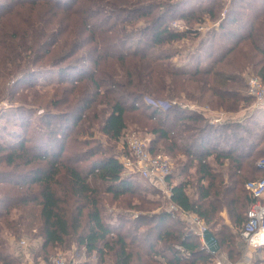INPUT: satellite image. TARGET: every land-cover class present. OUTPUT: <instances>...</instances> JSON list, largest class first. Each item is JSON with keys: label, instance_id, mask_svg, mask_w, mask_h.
Wrapping results in <instances>:
<instances>
[{"label": "trees", "instance_id": "obj_1", "mask_svg": "<svg viewBox=\"0 0 264 264\" xmlns=\"http://www.w3.org/2000/svg\"><path fill=\"white\" fill-rule=\"evenodd\" d=\"M207 20L215 25L202 35ZM186 38H199V49L179 66L166 46ZM44 69L57 74L51 94L41 93ZM251 75L264 81V0L0 1V94L16 100L0 112V264L19 261L11 246L27 234L40 241L35 257L75 242L89 256L81 264H216L181 212L196 214L228 259L240 256L238 235L254 201L244 184L262 174V140L243 120L212 123L199 108L163 110L146 98H206L212 110L235 112L254 99ZM36 112L40 124L30 133ZM131 122L152 135L151 153L163 146L187 157L181 180L166 177L165 196L120 160L131 155ZM136 174L148 184L137 203L144 211L113 221L105 203L137 196ZM224 208L239 232L215 229Z\"/></svg>", "mask_w": 264, "mask_h": 264}, {"label": "rangeland", "instance_id": "obj_2", "mask_svg": "<svg viewBox=\"0 0 264 264\" xmlns=\"http://www.w3.org/2000/svg\"><path fill=\"white\" fill-rule=\"evenodd\" d=\"M190 1L198 3V1L200 0H190ZM205 1H207V3H210L212 0H205ZM213 25H215V22H211L207 20L205 22V28L202 32V35H205L208 29H210ZM166 47L170 51L176 54L173 57L174 63H176L179 66L182 64H191L195 58V57H192L191 54L199 49V38H186L184 40L177 41L173 44H169ZM200 55H201L200 65H204L210 60L208 56L205 54V52L203 51V49H202V54H199V56ZM56 76L57 74L53 72V70L51 71V69H44L40 71L39 81H41V83H43L44 85L41 87V93L51 94V80L55 78ZM5 84L6 83L4 82V80L0 79V88L2 90ZM191 90L195 91L194 86H191ZM195 92L197 93V91ZM2 95H4V93L0 94V112L2 109L10 108L11 105H14L16 103L15 102L16 100L9 101L7 95L5 97H1ZM175 100L182 105H189V106L192 105L196 108L204 110L205 112L207 111V115L209 116L219 117L218 122H220V119L225 120V119H229L230 117L233 118L234 120L235 119L243 120L254 131V135H253L254 139L262 140L260 145L262 146L264 145V136H263L264 135V108H263L264 104L257 103L255 99L253 100L250 99L249 103L242 102L240 104L241 106L239 107L238 111H235V112L228 113L225 111L223 112L221 110L220 111L218 110L222 114H219V113L211 114L210 110L212 106L210 103H207L205 101L206 98H203L200 102L199 101L198 102L197 101H187L185 100L184 97L176 98ZM36 114L37 112L33 113V121L31 122L30 133L32 132L31 129L33 126H36L38 123L40 124ZM132 115H136V114L131 113L129 114V117ZM0 121L3 122V119L1 117H0ZM129 121H131L130 118L128 122ZM46 122L47 121L44 120L45 124ZM10 124L12 127H15L13 123H10ZM130 124L128 127L129 132L135 131L143 138H146V139L151 138L152 135L149 132H147V130H140L139 128L132 126L133 125L132 122ZM149 124L152 126V123L149 122ZM98 137L102 139L104 143L106 144L108 143L110 145H114L115 143L113 140H108L105 136H101V134H98ZM158 147H160L158 149L159 153L160 152L165 153L170 158V161L172 163L171 169H172V174L174 175V181L181 180L183 176L180 175V171H181L180 163L184 162L187 157L184 156L182 153L180 154L179 152H174L173 154H170L168 151L165 150L163 146H158ZM120 160H122V156L120 157ZM192 169H193L192 171L194 172L195 171L194 167ZM184 177H186L187 179H191V181H193L194 179L192 176L189 177L188 174L184 175ZM136 178L137 180L140 181V187H141L140 188L141 190H139L138 195L135 196L133 194H127L125 197L119 198L118 200L117 199L111 200V198L109 197L107 202L105 203V208H107L104 213L105 216L112 218L113 221H117V218H118L117 215H120L122 217H127L130 214L138 213L137 211H140V212L144 211L143 207L141 205H137V203L141 202L140 198L144 199L145 196H148V191H147V186H146L148 184L140 175L136 174ZM240 187L242 188L241 185H239V188ZM162 188H163V191L161 192V194L165 196V193H167L166 192L167 187L162 185ZM188 192L191 197H194V191L191 187L188 188ZM163 196L161 198L164 199ZM154 197H159V196L156 195ZM134 204H136L138 207H134L133 206ZM246 209L247 207L244 210L246 211ZM217 219L219 223L216 225L215 229H218V228L220 229V227L223 224H227L236 233L240 231L241 224H238L237 220L235 221V219L230 216L227 208H224V210L221 212L219 217H217ZM184 221L188 224V227L190 229L195 231L194 229L195 227L193 226V223L191 222V220L184 219ZM22 239L25 241V243L23 244L21 243L24 246L26 245V243L37 240V239H32L31 234L22 236ZM238 239L240 241L239 247L241 249L240 256L236 255L235 253V255L232 256L233 257L232 259H228L227 247L224 246L223 248H220L216 253H214L215 261H217V259H222L224 261L225 260L229 261L230 263H235V262H242L246 260V264H258L257 259H264V249L255 250L253 248H248L241 236L238 235ZM69 245L70 246L68 248H64V249H53L52 248L51 253L49 254L48 258L47 257L43 258L44 253H42L40 257H35V252L37 251L35 250L33 255L26 256L27 257L26 262L23 260L21 261L20 258L18 257L19 261H15V264H52V259H54L58 255H63L67 259H78L81 262L88 259L89 256H87L86 253H84L83 247L78 246V244H76L75 242H71ZM11 250L14 252V255L18 254L17 252H15V249L13 248V246H11ZM244 255H248L249 259H245ZM91 258L94 259L95 257L92 256ZM259 264H264V262L259 263Z\"/></svg>", "mask_w": 264, "mask_h": 264}, {"label": "built area", "instance_id": "obj_3", "mask_svg": "<svg viewBox=\"0 0 264 264\" xmlns=\"http://www.w3.org/2000/svg\"><path fill=\"white\" fill-rule=\"evenodd\" d=\"M173 26L181 30L185 28V26L178 21L173 22ZM204 28V26H199L198 29ZM246 92L248 95L252 96L257 103L264 104V81L259 77H249ZM146 101L163 110L171 104H180L176 100L169 102L164 99H154L151 97H147ZM184 106L194 108L192 105ZM218 121V118L211 119V122ZM126 141L131 153V155H122L121 161L126 170L129 172L135 170L143 177L161 186L167 187L166 177L172 173V163L169 156L162 152L156 154L151 153L149 149V139L143 138L135 131L128 133ZM257 166L262 171V174L256 178L247 180L244 184L254 201L247 210V219L241 230V236L247 247L255 250L264 248V158L258 160ZM166 192L169 193L168 188ZM171 208L177 210L175 205H171ZM181 215L185 220H191L195 227V232L200 236L207 247L203 238L204 231L208 229L207 225L194 213L181 212ZM21 243L23 244L25 241L22 240ZM244 258L249 259V256L244 255ZM52 264H81V261L78 259H67L63 255H58L52 259ZM216 264H246V260L230 263L226 260L217 259Z\"/></svg>", "mask_w": 264, "mask_h": 264}, {"label": "crops", "instance_id": "obj_4", "mask_svg": "<svg viewBox=\"0 0 264 264\" xmlns=\"http://www.w3.org/2000/svg\"><path fill=\"white\" fill-rule=\"evenodd\" d=\"M264 108V107H263ZM207 112V111H206ZM210 113L211 114H215V113H219V114H222L220 113L218 110H210ZM216 118H219V117H215V116H209V119H210V122H211V119H216ZM230 120H232L233 118H229ZM234 120V119H233ZM236 120V119H235ZM222 121V120H221ZM220 121V122H221ZM220 122H212V123H220ZM261 147H264V145H260ZM23 239L19 240V241H16L14 242L13 244H15V249H17V256L20 258V260L22 261H25L26 262V256L27 255H33L34 251L37 250L39 244H40V241L39 240H35V241H32V242H29V243H26V245H22L21 244V241Z\"/></svg>", "mask_w": 264, "mask_h": 264}, {"label": "water", "instance_id": "obj_5", "mask_svg": "<svg viewBox=\"0 0 264 264\" xmlns=\"http://www.w3.org/2000/svg\"><path fill=\"white\" fill-rule=\"evenodd\" d=\"M203 238L211 252L216 253L220 249L219 242L211 230L206 229L204 231Z\"/></svg>", "mask_w": 264, "mask_h": 264}]
</instances>
